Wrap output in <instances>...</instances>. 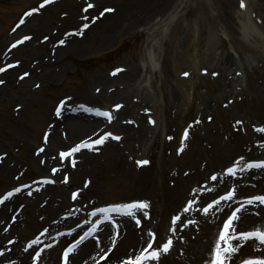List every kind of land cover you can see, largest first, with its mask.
<instances>
[{"label": "rangeland", "instance_id": "374dc122", "mask_svg": "<svg viewBox=\"0 0 264 264\" xmlns=\"http://www.w3.org/2000/svg\"><path fill=\"white\" fill-rule=\"evenodd\" d=\"M40 1L43 0H0V59L5 50H13L12 41L22 35L31 39L2 59L18 65L11 69V79L8 74H0V167L10 169L8 174H0V194L12 186L48 176V171H38L32 156L44 139L48 138L46 144L55 139L61 141L60 154L85 135L67 139L63 136L65 126L54 123L55 135L48 136L46 128L55 103L66 95H71L74 103L84 102L89 109L102 107L111 113L112 106L118 103L116 97L124 100L131 93L136 101L129 102L149 111L148 122L152 123L147 141L143 140L154 144L150 149L148 145H138L136 151H125L123 156L111 159L103 151L89 153L86 160L74 165L80 168L78 177H88L86 189L79 190L82 184L76 178L73 185L58 188V197H53L55 193L50 197V190L46 189L43 196L27 199L30 205L18 212L22 220L17 226L21 242L33 238L42 228V217L50 218L55 208L44 203L42 197L49 199L50 204L63 199L62 207L66 208L70 193L78 189V204L89 203L86 208L91 209L139 199L146 202V226L152 235L153 229L156 231L153 246L158 247L171 233L168 225L172 215L184 211L191 187L201 190L210 186L215 173L222 174L233 167L235 158L241 156L251 140V129L264 125V0H244V8L240 7V0H138L137 14L143 10L152 14L158 6L157 11L149 25L138 22L127 27V22H121L125 17L118 18L132 0H52L54 5L29 15L27 22L13 31L19 17L37 9ZM106 8L112 11L101 16ZM74 35H78L74 42H80L73 43V47H80L77 53L69 51ZM124 42H129L130 49L110 65H99L90 71L77 69L79 62L114 53ZM66 45L68 49L58 53ZM6 63L0 61V67ZM120 64H134L139 70L134 68L135 82L127 88L124 83L119 84L121 93H127L116 95V88L109 86V76ZM185 72L187 76L182 75ZM24 73H28L26 78ZM103 86L105 92L115 96L101 99L96 91ZM182 88L190 93L186 94L190 97L189 107L178 100ZM170 103L178 105L176 113ZM125 107L126 118L134 117L133 106ZM185 129L187 137H183ZM177 145H188L179 159L175 156ZM138 160L148 161L145 169H139ZM184 171L190 172L184 176ZM228 185L220 190L222 195L232 189ZM243 190H238V195ZM256 193L261 195L264 189L251 187L245 191L249 195ZM211 197L203 199L204 205ZM60 201L57 204L63 205ZM255 224L247 228H254ZM188 229L183 241L175 240L172 253L151 264H203L215 233L206 225L192 224ZM143 238L144 242L150 237L147 234ZM126 240L111 255L128 252L125 257H130L143 244L129 253L132 241ZM68 242L69 239L64 240L61 249Z\"/></svg>", "mask_w": 264, "mask_h": 264}, {"label": "bare ground", "instance_id": "6f19581e", "mask_svg": "<svg viewBox=\"0 0 264 264\" xmlns=\"http://www.w3.org/2000/svg\"><path fill=\"white\" fill-rule=\"evenodd\" d=\"M137 4H139L138 0L130 1V4L128 7H126L124 14L122 16H119L118 18V19H121L125 17L124 20L121 19V22H127L125 24L126 27L133 26L138 22L148 23L152 20V16L148 14L149 10H147L146 12H144L143 10L140 14H137V12H135L137 8ZM112 27L115 28V24ZM75 39L76 38H73V39L71 38L72 46L69 49V51L73 53H77L81 51L79 50L80 47L78 45L73 47V43H80V42H74ZM257 40L261 44L260 38ZM68 45H66L64 49H59L58 53H63L64 50L68 49ZM26 56L27 57L29 56L28 52ZM4 57H6L5 54H3V58ZM3 58H1L0 61H2ZM134 67H135L134 65H131L126 69V71H122L119 76L111 80V84L117 87L116 85H119L122 83H125V85L127 86H129V82L134 83V79H133ZM10 72L11 71H8L6 72V74H8L7 77H10L11 79L12 75L10 74ZM12 86H13V83L9 84L10 88ZM100 90H104V88H101ZM105 94H106L105 92L101 93V95H105ZM115 94H118V91H115ZM115 94L113 93L112 95H115ZM65 98H68L69 104H65L64 105L65 108L63 106L64 110H62V113H60L61 115L58 114V115L51 117L52 119L51 126H49L47 129L49 130V132H51L50 138H53L56 132L55 127H54V120L55 121L58 120L61 126L65 125V134H67L68 138L78 137L79 134L81 133L85 134L83 135V137H86L89 135L92 136L95 133L101 132L99 130L106 128V126L103 124L98 127L99 129L98 131H95L93 129L96 127V125L92 123L88 118L84 119L87 122H82L80 121L82 117H78V115L73 116V117H68L66 114H68L69 111L66 110V106L72 107L73 104H71L72 99L69 96ZM102 99L106 100L105 98H102ZM118 101L124 102L123 99L118 100ZM126 102L128 103L127 99H126ZM75 113L77 112H73V114ZM125 114L126 113H125L124 104H123V106L118 111H116L117 116L115 117V124L111 126L113 130L112 134L116 136L119 135L122 139L123 145H121V143H118V144L111 143L109 144L111 146L107 145L110 148L109 149L105 148L104 153H103L104 156L106 157H109L110 154L112 155L119 154L120 151L124 149L133 152L134 150L137 149L138 144L139 145L142 144L141 142L145 134L144 128L141 125L139 127L140 129L135 130L131 125H128L126 123V120L124 121L125 116H126ZM89 130L91 131L88 133ZM45 145L46 146L44 148L43 153L41 155H37V157L39 158L38 160H41L40 165L37 166V169L41 173L44 172V170L51 169V168L55 170L54 176H50L48 178L53 179L56 187H54L53 190H50L48 194H50V197H52V195L55 193L56 195L54 194L53 197L55 196L58 197L59 195L58 188H61L63 186L65 187V185L63 184L65 180L63 178H65L66 175L70 174L72 171H68L70 168V165L67 162V159H62L61 157L56 156V151L61 147V141L57 139L53 141L51 140L49 141L48 144H45ZM70 157L73 158V155ZM86 165L87 163L85 162L82 164L84 173L86 172ZM77 167L78 166L74 168L76 169V171L74 172H77L76 173L77 177L75 176V179L78 178L76 179L78 181L87 179L88 177H85V175L83 174H81V176L78 177L77 169L79 170L80 168L79 167L77 168ZM9 171L10 169L8 168L4 169L3 166L0 167V174L2 175H4L3 174L4 172H7L8 174ZM59 173H63V174L58 175ZM245 180L246 178L244 177V179L240 180L239 182L244 183ZM238 185L239 184H235L236 187H238ZM44 189L45 188L42 187L39 190L41 191L40 194L42 196H43ZM40 194L38 193L37 195H40ZM3 196L5 198L3 202L0 204V251H2V255L0 256V264H27L30 260H32L33 257L31 258V252L23 249V245H21L20 241L18 242V239L20 238V234L17 232V229H18L17 226L20 223V219H19L20 217H19V214H15V213L17 212L19 208L24 209L28 207L30 205V202L27 201V199L23 197L21 198L22 195L20 192L12 196H10L9 194L8 195L4 194ZM194 196L201 197L199 195H194ZM21 199H25V202ZM46 199L47 198L42 197V200L44 201V203L46 201L48 202V200ZM201 201L194 200L193 196H191V203L189 204V207H191V210L189 212V215L185 218L184 220L185 222L183 220L179 221L181 223L178 224L177 226L178 228H185V226L188 225L186 221H189V223H191L192 222L191 219H194L197 222V225H202V226L206 225L208 228L210 226L209 223L210 224L217 223V216H215L213 213H210L209 217L206 220L204 218H201L198 212H196V209H199ZM64 205L65 203L63 204V206ZM32 206L37 209L35 205H32ZM77 207L78 206L76 205L72 207L71 206L66 207V208H60L58 206L56 207V209H54L55 212L49 221L46 220L47 222H44V223L42 221L39 222V224L43 223L40 227H44V228L42 230L43 232L41 231L37 232L38 236L36 234L37 243L34 244L35 251H41V253L39 254V257L35 264H58L57 263V249L56 247H52L53 241L51 239V236L55 234L57 231L62 230V229H59L61 227L65 229H69L71 232H74L75 230H77L78 227H73L70 229V226L73 224L75 218H78V217L84 218V216H80L81 211L78 210ZM123 210H125V208H123ZM145 210L146 208L130 209V210L125 211V213L123 212L122 216H120L118 220L116 221L112 220L108 222V220H106L104 222L105 225L97 228L96 237L93 238V241L85 243L82 246H79L78 248L73 249L68 253L67 263L65 264H125V261L127 259L125 255L128 254L127 252L128 249H130L129 253H132L133 250L138 245H140L144 239L141 231L144 229V225L147 222L146 218H144L143 216V213L145 212ZM63 211H66L67 214H71L73 216L71 218H68L67 220H63L61 217V214ZM136 220L140 221L139 226H137ZM251 221H253V219H251L250 217H244V218L239 219V224L241 223L245 224ZM244 224H241V225H244ZM10 235L13 236V238L15 237L14 239L15 241L12 245L9 246L5 244L6 243L5 239ZM123 235L125 236L124 238L121 239ZM177 236H179V234H177ZM126 239H130L132 241V245L126 251L127 253H124L123 255V253L119 252L118 255L114 256L113 254L109 256V253H110L109 250L113 247V244L118 243L117 244L118 246L120 243L124 242ZM107 257L108 259H106Z\"/></svg>", "mask_w": 264, "mask_h": 264}, {"label": "snow or ice", "instance_id": "6c2138e0", "mask_svg": "<svg viewBox=\"0 0 264 264\" xmlns=\"http://www.w3.org/2000/svg\"><path fill=\"white\" fill-rule=\"evenodd\" d=\"M50 2H51V0H43V4H48ZM43 4H41L40 6L43 7ZM88 7L91 8L92 5L88 4ZM240 7L241 8L245 7L244 0H240ZM35 11H37V9L33 8L32 12H35ZM111 11H112V9L106 8V9H104L103 12L100 13V15L102 16L104 14V12H111ZM24 15L28 16V15H30V13L26 12V13H24ZM93 19H95V17H93ZM85 27H87V25H85ZM24 39H28V37H24ZM61 43H62V41H61ZM3 70L4 69L0 68V71H3ZM115 71L118 72V71H120V69H116ZM202 71H204V70H202ZM24 75H28V73H24ZM182 75L187 76L188 73L185 72V73H182ZM212 75L215 76L216 73L213 72ZM0 83H2V81H0ZM61 103H63V102H61ZM115 107L119 108L120 105H115ZM56 111H57V113H59V111H60L59 106L57 107ZM98 114L102 115L108 119H111L108 112H102V113H98ZM210 119H211V117H209V120ZM149 123H152V121L150 120ZM236 123L239 124L240 121H236ZM258 131L264 132V128L258 129ZM45 135H47V134H45ZM110 135H111L110 133H104V135H102L98 139L92 141L91 143L96 144V145H100L104 142V139ZM187 135H188V130L185 129L184 133H183V137H187ZM111 138L114 140L120 139L119 136H112ZM81 146H85V145H77V146L69 149V152L78 151ZM178 152H179V150H178ZM68 154L69 153L61 152L60 156H61V158H63L65 155H68ZM136 163H137V166H140V165L147 164L148 161L147 160H138ZM246 167H257V168L264 167V163H259V164H254V165L250 164V165H246ZM227 171L229 173H231L233 171V168H229V169H227ZM16 191H19V189H16ZM9 195H11V193H9ZM73 195H75V193H73ZM232 195H233V192L231 190H229L226 193V195L220 197V199L228 200L232 197ZM253 201H258L261 205H264V195L253 196L250 199H247L245 201V203L248 205H251L253 203ZM213 203H216V201H213ZM147 207H148V205L146 202L139 201V202H134L132 204L117 205L116 210H119L120 208L144 209ZM211 207H212V205L209 204L207 207L204 208V212L206 213L208 211V209ZM184 211H187V207L184 208ZM239 211H240V209H236L230 215L227 216V219H225L223 221V227L219 231V238L216 241V246L212 249L211 264H225V261L228 259V256L231 253L236 251L237 245L229 244V241L232 240L233 237L228 235V230L233 227V221H235L238 218L237 214L239 213ZM143 216H144V218H147L148 213L144 212ZM177 219H179L178 216H173L172 217V223L175 224ZM136 224H137V226H139L140 221L136 220ZM169 231H172V229L170 228ZM86 235H88V234H86ZM151 235H152L151 232H149L148 236L151 237ZM236 239H243V240L255 239V240L259 241L261 244H264V230L257 229L254 231H240V232H238ZM221 242H223V249L222 250H221ZM171 244H172L171 239H168V240H165L162 243H160L158 247H154L152 240L149 239L147 241V247L140 250L134 259L130 258L129 261L127 262V264H143V262L147 261V260H152V261L158 260L161 254L167 253L169 251ZM65 255H67V252L65 253ZM242 264H264V259L244 260L242 262Z\"/></svg>", "mask_w": 264, "mask_h": 264}]
</instances>
